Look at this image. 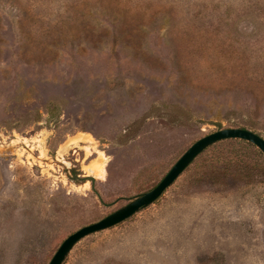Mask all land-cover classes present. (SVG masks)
<instances>
[{"label":"rangeland","instance_id":"1","mask_svg":"<svg viewBox=\"0 0 264 264\" xmlns=\"http://www.w3.org/2000/svg\"><path fill=\"white\" fill-rule=\"evenodd\" d=\"M223 127L264 138V0H0V264H47ZM61 264H264V155L209 145Z\"/></svg>","mask_w":264,"mask_h":264},{"label":"water","instance_id":"2","mask_svg":"<svg viewBox=\"0 0 264 264\" xmlns=\"http://www.w3.org/2000/svg\"><path fill=\"white\" fill-rule=\"evenodd\" d=\"M228 138L248 141L264 155V138L244 127H223L199 137L181 153L161 179L150 189L136 195L100 219L82 225L69 233L60 242L47 264H61L69 250L79 239L92 232L111 227L154 202L200 152L209 145Z\"/></svg>","mask_w":264,"mask_h":264},{"label":"trees","instance_id":"3","mask_svg":"<svg viewBox=\"0 0 264 264\" xmlns=\"http://www.w3.org/2000/svg\"><path fill=\"white\" fill-rule=\"evenodd\" d=\"M244 128H245V127H244ZM228 139H229V138H228ZM234 140H238V141L244 142V143H246V144H248V145H251L250 142L245 141V140H242V139L234 138ZM242 165H243V164H242ZM243 167H244V169H246V170L249 172V168H248V165H247V164H244ZM239 168L242 169V167H241L240 165H239ZM247 171H246V172H247ZM244 172H245V171H244Z\"/></svg>","mask_w":264,"mask_h":264}]
</instances>
